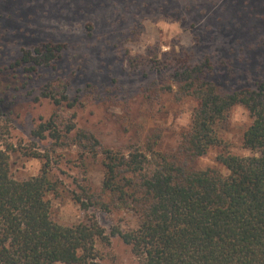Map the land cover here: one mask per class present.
<instances>
[{"label": "rangeland", "instance_id": "1", "mask_svg": "<svg viewBox=\"0 0 264 264\" xmlns=\"http://www.w3.org/2000/svg\"><path fill=\"white\" fill-rule=\"evenodd\" d=\"M44 43L65 47L51 66L28 71L15 64ZM178 57L209 58L214 81L226 90L264 82V0H0V150L8 146L17 181L37 176L48 159L56 190L46 199L55 223L94 219L106 235L137 227V216L115 209L108 194L101 199L107 211L97 198H83L101 195L103 149L127 156L151 148L222 174L217 155L251 154L242 146L250 117L241 105L216 126L224 146L194 160L180 150L196 102L175 95L170 67ZM48 89L61 107L44 97ZM51 120L59 145L49 132L45 139L32 136ZM108 242H96L94 262L137 264L117 236Z\"/></svg>", "mask_w": 264, "mask_h": 264}, {"label": "trees", "instance_id": "2", "mask_svg": "<svg viewBox=\"0 0 264 264\" xmlns=\"http://www.w3.org/2000/svg\"><path fill=\"white\" fill-rule=\"evenodd\" d=\"M64 48L44 43L24 51L15 64L28 65V71L49 67ZM170 69L177 99L196 102L180 150L194 160L224 146L216 126L241 105L250 117L242 146L251 154L217 155L222 174L193 169L187 161L151 148L127 156L103 149L106 178L101 195L84 192L83 198L88 203L97 198L98 207L107 211L101 200L106 193L115 209L138 218L135 229L115 228L106 235L94 219L73 226L55 223L46 199L56 190L48 159L44 156L37 176L17 181L11 176L6 145L0 150V264H98L96 242L109 243L111 236L129 247L137 264H264V82L237 90L219 87L207 57L199 63L178 57ZM43 93L61 107L54 91ZM46 132L55 145L61 143L53 120L39 124L32 136L45 139Z\"/></svg>", "mask_w": 264, "mask_h": 264}]
</instances>
